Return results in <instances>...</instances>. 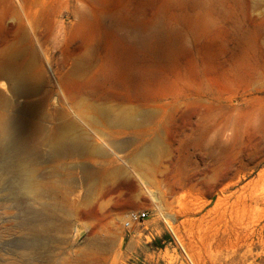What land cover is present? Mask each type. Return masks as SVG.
Returning <instances> with one entry per match:
<instances>
[{"label":"rangeland","instance_id":"rangeland-1","mask_svg":"<svg viewBox=\"0 0 264 264\" xmlns=\"http://www.w3.org/2000/svg\"><path fill=\"white\" fill-rule=\"evenodd\" d=\"M0 113L72 123L100 150H41L73 209L43 241L52 263L264 264V0H0ZM12 183L0 173V264L28 250L37 208Z\"/></svg>","mask_w":264,"mask_h":264},{"label":"bare ground","instance_id":"bare-ground-1","mask_svg":"<svg viewBox=\"0 0 264 264\" xmlns=\"http://www.w3.org/2000/svg\"><path fill=\"white\" fill-rule=\"evenodd\" d=\"M2 76L10 83L17 95L24 96L27 93L28 88L25 87V78L22 74L6 67ZM105 118L111 125L123 127L134 125L131 117L123 114L108 113L105 114ZM43 148L47 149L48 161L74 158L90 160L100 152L87 137L75 130L72 123L57 126L53 131L47 132L37 122L15 120L0 113V173L5 180L13 181L10 189L16 194L18 205L23 200L37 205V208H31L27 204L23 209L28 217L25 221L28 250L22 251L15 259L16 261L7 264H54L51 261L54 257L53 253L43 251V241L59 233L60 229H65L66 225L60 223L62 214H66V218L73 214V209H68L65 202H58L56 195L54 197L52 195L51 187L37 175L36 166L47 162L43 161L41 156ZM101 157L103 159L105 155ZM85 181L90 183L91 178L86 177ZM53 184H56L54 187L61 186L59 182ZM93 195V191L87 192L86 199L92 198ZM100 241L104 243L105 240ZM105 244L108 246L109 240L105 241Z\"/></svg>","mask_w":264,"mask_h":264},{"label":"built area","instance_id":"built-area-1","mask_svg":"<svg viewBox=\"0 0 264 264\" xmlns=\"http://www.w3.org/2000/svg\"><path fill=\"white\" fill-rule=\"evenodd\" d=\"M144 217H145L144 213L141 214V215H132L131 216V221H136L137 219L144 218Z\"/></svg>","mask_w":264,"mask_h":264}]
</instances>
